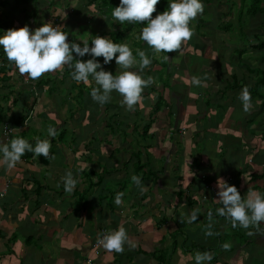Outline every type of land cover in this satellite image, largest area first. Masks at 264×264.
I'll return each mask as SVG.
<instances>
[{
    "label": "crops",
    "instance_id": "0c3cea01",
    "mask_svg": "<svg viewBox=\"0 0 264 264\" xmlns=\"http://www.w3.org/2000/svg\"><path fill=\"white\" fill-rule=\"evenodd\" d=\"M33 1L27 7H36L37 17L27 22L24 13L17 12L13 29L27 25L34 31L46 19L54 24V8L45 13L50 8L45 0ZM230 1L240 6L239 16L243 15L245 0ZM75 6L76 11L81 10L74 18L69 19L70 14L65 18L66 31L82 23L91 25L85 39L89 47L95 36L112 39L123 25L114 21L111 6L98 5L92 10L87 5L92 12L86 16L82 0ZM248 7L249 19L233 16L225 32L220 24L211 29L209 22H201L210 32L203 34L190 24L195 35L180 52L166 53L167 59L161 56V70L155 68L158 61L151 57V48L136 35L142 28L122 33L116 43L128 45L133 53L144 51L152 60L140 74L153 77L155 83L144 89L134 112L121 105L122 97L115 91L103 106L94 101L91 90L99 86L92 77L88 84L80 82L82 103L72 112L65 92L71 86L66 78L71 74L64 70L45 74L40 79L49 78L48 82L38 90L33 88L38 80L17 84L14 80L19 72L6 62L13 68L9 69L14 89L11 98L18 101L6 109V116L13 114L10 121L20 114L14 107H29L39 128L47 124L65 130L68 123L72 129L53 138L50 156L55 158H45L47 162L42 156L24 154L15 167L8 168L0 153V264H196L197 252L211 253L210 264H264V253L260 261L257 256L248 260L243 254L250 245L249 230L238 227L245 235L244 243L240 242L244 240L241 232L234 233L232 240L222 237L233 227L217 212L223 207L217 196L218 181L236 186L242 198L250 191L264 194V87L261 95H251L250 113L243 112L241 100L234 98L244 87L254 88V69H264V35H260L264 33V5ZM70 10L75 12L73 7ZM232 23L240 27L234 31L240 41L230 29ZM7 30L3 27L0 35ZM73 39L68 35L69 42ZM235 55L242 58L241 65L235 62ZM102 68L113 75L122 71L115 59ZM193 76L202 80V86L192 84ZM2 84L0 81V87ZM6 90L0 88V94ZM101 118L107 119L108 130ZM151 120L155 122L145 132ZM1 139L2 135L0 143ZM137 158L142 168L136 167ZM68 172L77 180L72 193L64 191L61 179ZM133 175L140 177L145 191L135 185ZM118 193H123L120 204L116 203ZM106 197L110 199L106 201ZM197 209L198 218L188 222ZM209 211L210 222L217 229L212 226L215 235L206 237ZM119 227L126 229L134 248L126 244L123 253H116L95 245L104 232ZM260 227L264 229V223ZM255 235L264 243V233ZM260 248L264 250V244Z\"/></svg>",
    "mask_w": 264,
    "mask_h": 264
},
{
    "label": "clouds",
    "instance_id": "9594fccd",
    "mask_svg": "<svg viewBox=\"0 0 264 264\" xmlns=\"http://www.w3.org/2000/svg\"><path fill=\"white\" fill-rule=\"evenodd\" d=\"M158 3L159 0H120L119 6L112 11V17L119 24L146 22V26L140 33V39L156 54L180 52L182 46L195 35V30L190 24L198 15L203 14L204 5L201 0H170L167 10L153 18ZM82 42L83 47L75 42L69 43L68 34L51 23H44L34 31H30L25 25L9 29L0 35V46L8 61L13 63L19 74L25 76L27 80L37 81L49 73L62 74L64 68L68 67L72 69L71 78L77 83L88 84L89 77H92L99 87L92 88L91 96L98 104L101 106L107 104L111 100V93L115 91L122 97L121 105L127 111L134 112L141 102L144 89L155 83L153 77L148 76L145 79L140 74L149 67L152 60L139 49L137 50L139 59H137L128 45L115 43L107 37L95 36L91 40V47L88 40H82ZM73 53L76 57H84L87 54L92 58L83 61L74 58ZM97 57H103L104 64L115 59L122 71L118 75L105 71ZM74 59L76 62L73 64ZM133 68H138V71L130 70ZM191 82L195 86H202V80L198 77L193 76ZM239 99L243 104L244 112L250 113L253 105L247 87L242 89ZM48 135L55 138L57 132L49 127ZM50 149L51 143L47 139L37 140L35 147L22 137L13 138L9 144L0 145L3 163L8 168L15 167L25 152H32L37 157L54 159V156H50ZM61 179L64 191L72 193L77 185V180L72 173L68 172ZM132 181L141 192L145 191L140 177L133 175ZM218 189V201L223 205L217 210L218 215L228 219L233 228L239 226L249 230L247 232L249 236L264 233V229L260 227L261 223H264V194L250 191L246 198H242L236 186L229 185L224 180L222 183L218 181ZM122 196L123 193L117 194V204L121 203ZM198 212L199 209L193 211L188 222H194L198 218ZM208 219L212 220L211 211L208 212ZM211 228L212 223H209L204 232L206 237L215 235ZM98 240L109 252L123 253L126 244L129 248L135 247L123 227L104 234ZM222 247L225 250L230 248L228 244ZM212 258L209 252H197L195 262L210 264Z\"/></svg>",
    "mask_w": 264,
    "mask_h": 264
},
{
    "label": "rangeland",
    "instance_id": "374dc122",
    "mask_svg": "<svg viewBox=\"0 0 264 264\" xmlns=\"http://www.w3.org/2000/svg\"><path fill=\"white\" fill-rule=\"evenodd\" d=\"M66 1H68V2H66ZM77 0H62V1H60V0H45V3H46V5H48L50 8L49 9H47L46 10V12L45 13H49V11H50V9L52 10L53 8V10L51 11V13H52V20H54L56 17H58L57 19H58V21H57V24H56V26H58L59 27V29L61 30V29H64L65 28V33H67L69 36H71V37H73L74 39L71 41V42H69V43H72V42H75V43H78V44H80L81 45V47H83V42H82V40H85V39H87L88 38V36H89V30H90V28H91V25H90V27H88L85 23H82V24H80V26L79 27H77V28H75V27H72V29L73 28H75V29H73L72 31H66L68 28H67V25L66 24H64V23H66L68 20H65V18H67L68 19V16H69V14H70V16H69V19H72V18H74L75 16H77L79 13H78V10L76 11V6H75V2H76ZM83 1V3H84V7L82 8V10L84 11V13H85V16L87 15V14H91L90 12H92V11H90V9H89V7H86L87 5H90L91 7V9L92 10H96V8H98L97 6L98 5H107V6H109V4H106L105 2H104V0H82ZM108 1H111V6H113V4H114V6L115 7H117V6H119V4H120V0H108ZM241 1V0H240ZM201 2L203 3V5H204V12H203V14H201V15H198V17L195 19V20H193V21H191V24H193V26L195 27V29H196V31H198V32H200V33H203V34H209L210 32H208V31H205L204 29H203V27H201V22H205V23H208L209 22V24H208V27L209 28H214V27H217L219 24L221 25V27H222V31H226V29L228 28L229 29V20H234L233 19V16H236V15H238V17L236 18V19H241V18H243V17H245L247 20L249 19V11H250V8L248 7V8H246L247 6H249V5H257V4H261V5H264V0H245V8H244V10H243V15H241V16H239L240 15V13H241V10H240V6L238 5V4H236V3H233L232 1H230V0H201ZM160 5H163L164 6V8H163V10H167V8H168V5H169V2H166V1H163V0H161V2L159 3ZM45 5V6H46ZM72 5V6H71ZM55 6V7H54ZM71 7H73L74 9H75V12H71V10H70V8ZM5 8V7H4ZM218 8H221V10L220 11H218L217 9ZM81 10V9H80ZM79 10V11H80ZM110 9H106V12L108 11V13L110 14V12L111 11H109ZM39 12H41V10H39ZM163 11L162 10H157V12L154 14V16H153V18L156 16V15H158V14H160V13H162ZM6 13V10H2L1 9V6H0V15H2V14H5ZM102 14V13H101ZM88 16H90V15H88ZM81 17V16H80ZM9 19H10V17H8ZM96 18V17H95ZM94 18V19H95ZM225 18L227 19V22H225ZM229 19V20H228ZM56 21V20H55ZM51 22V21H50ZM52 22H54V21H52ZM234 24L235 23H232V25H231V27H230V29L231 30H233V34H234V36L235 37H237V38H235V39H237L238 41H240L239 40V37H238V34L237 33H235L234 31H239L240 30V27H237V26H234ZM223 25H225V28H224V26ZM66 26V27H65ZM232 26H234V27H232ZM138 29V28H137ZM139 29H141V27H139ZM262 29H264V28H262ZM260 30V29H259ZM264 31V30H263ZM141 33V31L140 30H138V31H136V35H138V34H140ZM240 34V33H239ZM260 35H264V33H262V34H260ZM237 55H238V52L236 53ZM253 54V53H252ZM133 55L134 56H137V51L136 52H134L133 53ZM166 53H159V54H156L152 49H151V57H154V58H156L157 59V61H158V63H157V65L155 66V68L156 69H159V70H161V69H163L162 68V58H161V56H163V57H166ZM254 55V54H253ZM148 56V55H147ZM149 57V56H148ZM239 56H234L233 58L235 59V62L237 63V64H239V65H241L242 64V58L240 59V58H238ZM137 59H139V57L137 56ZM258 62H259V64L261 65V63H260V61H259V59H258ZM264 67V66H263ZM260 69L259 68H256V69H254V72H255V75H256V80L258 81V80H260ZM166 75V73H164V77H163V79H164V81H165V79L167 78V76H165ZM148 77V75L145 77V78H147ZM67 79H69L70 81H72V82H74V80L71 78V75L69 76V77H66ZM143 78H144V76H143ZM53 80V79H52ZM68 80V82H70ZM9 83H11V82H9ZM16 87H17V85H16ZM3 89H4V87H3ZM80 90H82L79 86H70V88H69V90H67V91H65L67 94H68V96H69V99H70V102H68V105H71L72 106V108L73 109H77V108H74L76 105H78V107H80L81 106V104L80 103H82L81 101H80V99H79V94H80ZM222 92H223V90H221V92H220V94L222 95ZM257 94H261V90L259 89L257 92H256ZM46 95H49V92H46ZM232 95V94H231ZM253 95H256V94H253ZM76 96H78V97H76ZM235 101L237 102L238 100H240L239 99V95H235ZM234 101V102H235ZM3 102H5L4 101V99H2L1 97H0V113H4V112H7V110H6V107H3L2 105H4V103ZM63 102V101H62ZM7 106H9V104H8V102H7ZM27 107V106H26ZM27 108H29V107H27ZM71 108V109H72ZM15 111H17V113H23V111H24V109L25 108H23V107H21V108H18V106L17 107H14L13 108ZM35 109H37V111H39V109L41 110V107L38 109V108H34V111H35ZM3 110H5V111H3ZM242 110H243V108H242ZM9 111H11V109L9 110ZM40 112V111H39ZM61 112H62V110H61ZM243 112H244V110H243ZM63 113V112H62ZM119 113V112H118ZM40 114V113H39ZM17 116L19 115V114H16ZM33 115H34V112H33V114H32V116L27 120V124H26V126H24L23 128H21V129H18V130H16L15 131V133H13L12 135H11V139H13V138H16V137H19V135H21V134H25L27 137H28V139H26L27 141L29 140V141H31V142H33V143H35V142H37V140H41V141H43V140H49V142L52 144V140H53V138L52 137H50L49 135H48V132L46 133L44 130V126L45 125H41L40 127H42L43 129H41V128H39V126H37L38 128H35V124H36V120L34 119V118H32L33 117ZM8 116H9V114H8ZM8 116H6V119L8 118ZM10 116L11 117H13V114L11 115L10 114ZM39 116V115H38ZM67 116H68V118H70L71 116H72V112H68L67 113ZM1 118H0V124L4 121V119H5V116L4 115H2V116H0ZM10 117V118H11ZM10 118H8V120L10 121ZM74 118V117H73ZM106 118V117H105ZM12 123H14V121H11ZM100 122L102 123V125H103V127L105 128V130H106V128H107V130L109 129L108 127L109 126H107V119H100ZM104 122H105V124H104ZM155 121L154 120H151V122H149L150 124H149V128H150V125L152 124L153 125V123H154ZM29 123V124H28ZM66 125H67V127H65V130H62V127H59V128H57L56 129V131H57V135H58V133L60 132V131H62L63 133H65V132H70L71 131V129L69 128V125H68V123H66ZM75 126H76V124H75ZM75 129H79L78 127H75ZM69 130V131H68ZM44 131V132H43ZM117 132V131H116ZM116 132H113L114 133V135L116 136ZM57 135H56V137H57ZM1 136V135H0ZM177 141V139H175L174 137L172 138V141ZM220 140H222V139H220ZM220 140H219V142H220ZM143 141H145L144 139H143ZM0 144H5V140H4V138L3 139H1V143ZM36 144V143H35ZM65 144V147H66V143H64ZM58 146V145H57ZM226 153H227V151H226ZM44 159H45V157H43ZM45 162H47V160L45 159ZM190 167H192L193 168V166L191 165ZM141 171V170H140ZM263 182H264V179H263ZM110 198H108V197H106L105 198V200L106 201H108ZM208 224L209 223H211L209 220H208V222H207ZM212 226L214 227V229H217V227H216V225L214 224V223H212ZM239 226H237V227H235V228H233V229H238L237 231H235V230H233V229H229V230H227V232L226 233H222L221 235H222V237L223 238H225V239H230V240H232L233 239V237H234V233H237V232H241L242 233V237L244 238V240H241L240 242L241 243H244L245 242V235L243 234V230H241L240 228H238ZM243 229V228H242ZM106 234V233H105ZM248 238H251L250 239V245H249V247H248V250L246 251V252H243V254H245L246 255V257H247V259L249 260L251 257H254V256H257L258 258H257V260L258 261H260V259H261V255L264 253V250H261V248H260V246L261 245H263L264 243L262 242V241H259V240H256V235H252V236H250V237H248ZM235 252H236V250H234ZM263 256V255H262ZM252 262H248L247 264H251Z\"/></svg>",
    "mask_w": 264,
    "mask_h": 264
},
{
    "label": "trees",
    "instance_id": "16d2710c",
    "mask_svg": "<svg viewBox=\"0 0 264 264\" xmlns=\"http://www.w3.org/2000/svg\"><path fill=\"white\" fill-rule=\"evenodd\" d=\"M30 1H33V0H0L1 9L2 10H6V13L5 14L0 15V32L3 30V27H5L6 29H13V22L16 19L15 13H17V12H23L24 13V21H27V22H30L31 19H35L37 17L36 16L37 13H38L37 8L35 7L34 9H32L30 7H27V5H28V3H30ZM34 1H33V3H34ZM163 1L170 2V0H163ZM104 2L105 3H108L109 4V7L111 6V1L104 0ZM160 2H161V0H159V3ZM159 3L156 6V12H157V10L165 11V10H163L164 6L163 5H160ZM114 8H115V6H111L110 7L111 11H113ZM155 13H153V16H154ZM8 17H10V19ZM17 18L19 19V17H17ZM46 20H48V19H46ZM46 20L44 21L45 23H46ZM53 21L54 22H57V20L56 21L53 20ZM127 24H130V23L125 22L119 29L115 30L116 32H113V34H112L113 36H112V39H111L113 42L116 43V39L120 38V35L122 33H124V32L127 33L128 31H132V29H134V28H137V27L143 28V27L146 26L145 25L146 22L144 24H139V23H132L130 25H127ZM61 30L64 31L65 28L64 29H61ZM0 34H2V32ZM262 44H264V42ZM73 56H74V58L81 59L83 61H87L88 59H91L92 58L90 55H87L85 58L76 57V54L75 53H73ZM263 58H264V55H263ZM96 59L99 61V63L101 64V66L102 65H105L104 64V61H103V57H97ZM7 61H8V59H7V57H6V55H5L4 51H3V48H2V46H0V81H2V83H4V84H2V86L0 88L4 87V88L7 89L6 91H2L1 92L0 97L2 99H4V101H5V102H3L4 104H6V102H8V104L12 103L14 105H17V103H18L17 98H11V96L14 93V89H13V85L10 84V83H8V82H10L12 80V77H10V74H9V72H11V70H9V69H12L13 70V68L12 67L10 68L9 66L6 65L7 64L6 63ZM75 62H76V59L73 60V64ZM9 63H11V62H9ZM67 69H69V70H67ZM64 71H66L68 74H72V70L70 71V68H68V67H66L64 69ZM259 72H260V80H258L255 83V86H254L253 89H249V92H250L251 95L252 94L261 95V94H257L256 92L259 89L261 90L264 87V69H261ZM17 77H19V79ZM17 77L14 80L17 84L28 83V81H29V80L27 81V79H26L25 76H21L19 73H17ZM48 79L49 78H46L45 80H42V79L38 80L35 83V87L33 85V88H37L38 90L39 89H42L43 86H45L46 83L48 82ZM71 85L72 86H79L80 87V83H77L76 81L71 82ZM29 94H30V96L33 97L32 92L29 91ZM34 95H36V94H34ZM78 96H79V99H80V94ZM78 96H76V97H78ZM10 99H11V101H10ZM7 107L8 106H6V109H7ZM77 107H78V105H76L74 108H77ZM155 109H157V108L155 107ZM3 111H5V110H3ZM71 111L72 112H76L77 109H73L72 108ZM6 113L7 112L0 113V116H2V115L5 116L4 121L5 120H8V118L6 119ZM27 113H28V108H25L24 111H23V113H20L15 119H13L14 123H19V122H22L24 119H26V117L28 115ZM9 118H10V116H9ZM40 125H41V123H40ZM34 126H35V128H38L37 126H39V122H37ZM45 126H47V127L44 128L45 129L44 131L47 133L49 127H48L47 124H45ZM51 126H53V125H51ZM146 126L147 127L145 128V132H147L148 131V128H149V125L148 124ZM52 128L55 129V130L57 129L56 127H52ZM0 135H1V133H0ZM60 135L61 134H59V136ZM19 137H22L24 139H28V137L25 134H21V135H19ZM28 142L30 144H32L33 147H35V143L36 142L33 143V142L29 141V140H28ZM52 148L53 147L51 146L50 151L52 150ZM31 153L32 152H25V154H27L28 156H30ZM137 162L138 163H137L136 167L137 168H142L143 166L140 163V159L139 158H137Z\"/></svg>",
    "mask_w": 264,
    "mask_h": 264
},
{
    "label": "built area",
    "instance_id": "2783aa9c",
    "mask_svg": "<svg viewBox=\"0 0 264 264\" xmlns=\"http://www.w3.org/2000/svg\"><path fill=\"white\" fill-rule=\"evenodd\" d=\"M57 23L53 24V26L55 27ZM37 94V93H35ZM32 116V112L30 111L26 117V119H24L22 122L19 123H12L9 120H5L1 123L0 125V133L2 135V138H4L5 140V144H9L11 141V135L13 133H15L16 130L23 128L24 126H26L27 124V120ZM182 133H184V128H182ZM105 233V232H104ZM103 233V235H104ZM102 235V236H103ZM101 236V237H102ZM96 246L100 245L99 240L96 241Z\"/></svg>",
    "mask_w": 264,
    "mask_h": 264
}]
</instances>
